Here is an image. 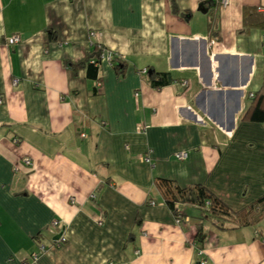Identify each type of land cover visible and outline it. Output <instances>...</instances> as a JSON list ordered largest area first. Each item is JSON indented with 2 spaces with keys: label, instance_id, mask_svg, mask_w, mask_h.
I'll list each match as a JSON object with an SVG mask.
<instances>
[{
  "label": "crops",
  "instance_id": "0c3cea01",
  "mask_svg": "<svg viewBox=\"0 0 264 264\" xmlns=\"http://www.w3.org/2000/svg\"><path fill=\"white\" fill-rule=\"evenodd\" d=\"M92 43L96 80L69 66ZM263 73L264 0H0V264H264V215L198 250L196 212L156 185L232 211L264 195V125L243 119Z\"/></svg>",
  "mask_w": 264,
  "mask_h": 264
},
{
  "label": "trees",
  "instance_id": "16d2710c",
  "mask_svg": "<svg viewBox=\"0 0 264 264\" xmlns=\"http://www.w3.org/2000/svg\"><path fill=\"white\" fill-rule=\"evenodd\" d=\"M102 53L100 45L92 43L86 58L77 64H70L69 66L74 71L83 69L86 78L96 80L97 63L102 58ZM116 60L117 56H113L110 53V58L107 61L115 68L118 67ZM147 73L149 72L145 69L144 74ZM155 76H151V85L153 87H160L169 82V78L165 74H156ZM243 119L264 125V73L261 86L252 95ZM156 185L160 189L163 202L172 211L176 220L181 221L184 217L178 210L180 206L189 207L196 212L192 220L195 227L194 244L197 245L198 250L202 247L205 230L208 226L218 230L247 226L256 223L264 215V195L246 208L232 211L201 184L179 187L172 181L156 179ZM54 243L58 244L57 241ZM194 264L205 263L198 255Z\"/></svg>",
  "mask_w": 264,
  "mask_h": 264
},
{
  "label": "built area",
  "instance_id": "2783aa9c",
  "mask_svg": "<svg viewBox=\"0 0 264 264\" xmlns=\"http://www.w3.org/2000/svg\"><path fill=\"white\" fill-rule=\"evenodd\" d=\"M216 1L219 3V5L221 7H225L228 4V0H216ZM96 36H97V34H96L95 31H90V37H96ZM19 41H20V38H19V36L17 34H13V35H11V36L6 38V44H8V45L17 44ZM109 58H110V52H108L107 55H106V59L109 60ZM141 73L144 74L145 73V69L142 70ZM15 82H16V80L13 81V83H15ZM95 85H98V83L95 82ZM181 86L182 87H186L187 86V82L186 81H181ZM250 96L252 97V94ZM143 128H144V126L142 125V127H140V129H137V130L139 131V130H141ZM173 155H174V158H176L177 160H184L187 157V153L186 152H175ZM141 159L144 162H149V158L147 157V155H143L141 157ZM23 164L26 165V166L30 165V161L26 158V159L23 160ZM93 197H94L93 194H91L90 198H93ZM151 203L153 204V202H151ZM37 247H38V252H37V254L32 256V258H31L32 260H35L37 258V256L39 254H41L43 252V250H44V246L43 245L39 244Z\"/></svg>",
  "mask_w": 264,
  "mask_h": 264
},
{
  "label": "water",
  "instance_id": "95a60500",
  "mask_svg": "<svg viewBox=\"0 0 264 264\" xmlns=\"http://www.w3.org/2000/svg\"><path fill=\"white\" fill-rule=\"evenodd\" d=\"M60 236H61V233L55 235L54 238H53V241H58L60 239Z\"/></svg>",
  "mask_w": 264,
  "mask_h": 264
}]
</instances>
